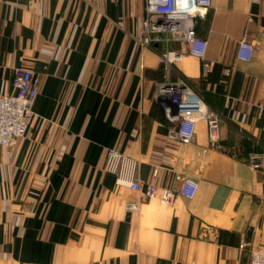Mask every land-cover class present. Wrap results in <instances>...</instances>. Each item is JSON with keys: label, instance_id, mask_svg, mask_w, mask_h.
<instances>
[{"label": "crops", "instance_id": "0c3cea01", "mask_svg": "<svg viewBox=\"0 0 264 264\" xmlns=\"http://www.w3.org/2000/svg\"><path fill=\"white\" fill-rule=\"evenodd\" d=\"M142 19L143 0H0V94L15 68L39 78L36 117L0 146V264H247L264 247V172L246 163L264 148V0H211L203 59L142 45ZM177 79L218 113L215 146L203 120L189 143L169 135L156 89ZM109 148L136 161L139 190L104 170ZM184 177L192 198L144 194Z\"/></svg>", "mask_w": 264, "mask_h": 264}, {"label": "built area", "instance_id": "2783aa9c", "mask_svg": "<svg viewBox=\"0 0 264 264\" xmlns=\"http://www.w3.org/2000/svg\"><path fill=\"white\" fill-rule=\"evenodd\" d=\"M211 6V0H143V19L138 34V41L144 46L171 42L186 45L190 55L203 59L207 41L198 37L195 32L196 19L204 16ZM196 7L204 10L203 15L190 9ZM254 49L253 36L244 29L236 47L235 57L241 61H249ZM166 62L178 60L180 55L166 49L162 53ZM204 72L210 63L204 62ZM39 78L30 69L15 68L10 81L11 91L0 94V146L8 147L13 141L25 134L34 120L32 105L38 94ZM156 97L163 102L166 119L172 123L169 135L182 143H189L195 134L196 122L203 120L207 129V140L210 146L219 141V115L206 105L202 97L183 79L160 83L156 89ZM264 120V109L262 113ZM246 163L251 170L264 172V148L251 151ZM136 161L123 153L109 148L106 152L104 170L116 176L117 183L126 184L131 190H139L140 184L136 176ZM198 183L184 177L176 191L167 187H158L149 183L144 194L148 198L158 199L170 204L175 193L186 198L196 194ZM136 205H128L135 209ZM247 264H264V247L256 246L248 251Z\"/></svg>", "mask_w": 264, "mask_h": 264}, {"label": "clouds", "instance_id": "9594fccd", "mask_svg": "<svg viewBox=\"0 0 264 264\" xmlns=\"http://www.w3.org/2000/svg\"><path fill=\"white\" fill-rule=\"evenodd\" d=\"M189 11H190V13L193 14V15H195V13L198 12V11L200 12L201 15H203V13H204V10H202V9H198V8H196V7L191 8Z\"/></svg>", "mask_w": 264, "mask_h": 264}]
</instances>
